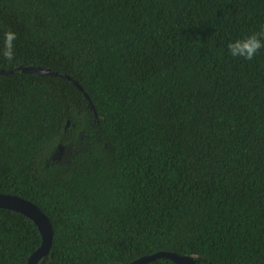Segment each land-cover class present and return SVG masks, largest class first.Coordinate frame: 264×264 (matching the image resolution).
Instances as JSON below:
<instances>
[{
    "label": "trees",
    "instance_id": "16d2710c",
    "mask_svg": "<svg viewBox=\"0 0 264 264\" xmlns=\"http://www.w3.org/2000/svg\"><path fill=\"white\" fill-rule=\"evenodd\" d=\"M9 29L0 193L50 220L39 264H264V49L227 48L264 30V0H0V47ZM41 243L0 208V264Z\"/></svg>",
    "mask_w": 264,
    "mask_h": 264
},
{
    "label": "water",
    "instance_id": "95a60500",
    "mask_svg": "<svg viewBox=\"0 0 264 264\" xmlns=\"http://www.w3.org/2000/svg\"><path fill=\"white\" fill-rule=\"evenodd\" d=\"M16 70L24 73L38 72L39 74H53L52 72L34 67H19ZM66 78L72 80L70 77L66 76ZM73 84L81 92H83L84 97L90 102L91 108H94L91 104L89 96L84 92L83 88L76 81H73ZM69 125L70 122L68 121L66 128H68ZM0 208L19 212L32 220L37 226L42 236V243L40 247L29 257L27 264H39V262L49 254L53 243V229L48 217L32 202L10 194L0 193ZM157 259H168L174 264H197L195 257L180 256L170 252H158L152 255L144 256L133 261L131 264H147Z\"/></svg>",
    "mask_w": 264,
    "mask_h": 264
},
{
    "label": "clouds",
    "instance_id": "9594fccd",
    "mask_svg": "<svg viewBox=\"0 0 264 264\" xmlns=\"http://www.w3.org/2000/svg\"><path fill=\"white\" fill-rule=\"evenodd\" d=\"M18 36L11 29L4 32L3 46L0 47V59L9 63L15 59V41ZM228 51L233 58L251 61L258 52L264 49V30L228 43Z\"/></svg>",
    "mask_w": 264,
    "mask_h": 264
}]
</instances>
